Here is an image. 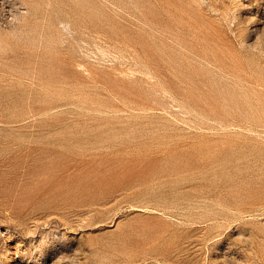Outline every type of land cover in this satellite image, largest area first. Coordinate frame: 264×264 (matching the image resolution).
Returning a JSON list of instances; mask_svg holds the SVG:
<instances>
[{"label": "rangeland", "instance_id": "374dc122", "mask_svg": "<svg viewBox=\"0 0 264 264\" xmlns=\"http://www.w3.org/2000/svg\"><path fill=\"white\" fill-rule=\"evenodd\" d=\"M0 264H264V0H0Z\"/></svg>", "mask_w": 264, "mask_h": 264}]
</instances>
